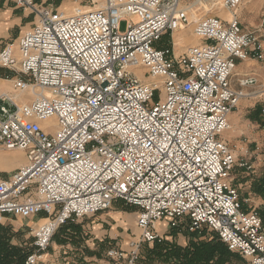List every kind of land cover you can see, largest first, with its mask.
<instances>
[{
    "label": "built area",
    "instance_id": "1",
    "mask_svg": "<svg viewBox=\"0 0 264 264\" xmlns=\"http://www.w3.org/2000/svg\"><path fill=\"white\" fill-rule=\"evenodd\" d=\"M12 1L37 18L17 42L0 43V68L11 74L10 90L0 91V150L25 160L0 179V217L41 218L29 228L24 264H39L61 227L116 202L137 210L129 264L142 245L163 240L161 222L211 232L249 264H264L262 219L242 206L232 177L252 165L219 139L242 95L232 85L237 61L264 67V18L245 30L242 0H101L70 14L43 0ZM203 6L228 17L193 21ZM191 24L198 42L176 57L174 33ZM238 83L264 92V77Z\"/></svg>",
    "mask_w": 264,
    "mask_h": 264
},
{
    "label": "rangeland",
    "instance_id": "2",
    "mask_svg": "<svg viewBox=\"0 0 264 264\" xmlns=\"http://www.w3.org/2000/svg\"><path fill=\"white\" fill-rule=\"evenodd\" d=\"M43 1L47 5H51L54 9H58L66 14L71 13L75 8L91 10L102 4L101 0ZM194 7V9H196L198 6ZM193 11H195L193 12V21L198 17L208 16L210 14L226 16L221 9L210 11V6H203V10L200 11ZM238 16L245 30L250 31L259 28L264 18V0H242L238 9ZM19 17L21 18V15ZM36 20L37 18L35 15H27L26 17H23L20 24L15 25V28L12 29L11 34L8 35V38L4 40V42H17L19 36L31 28ZM125 27L126 22H121L120 29L123 31L125 30ZM192 28L193 24L174 33V54L176 57L181 55L188 46L194 45L198 42L192 36ZM166 42L167 36L164 37L161 45L163 43L166 44ZM248 70L244 68V66H240L239 69L236 68L234 71L232 85L236 91H241L242 95L228 117L229 128L222 133L219 139L231 148L238 160L244 159L252 165V169L248 171L235 167L232 174L233 185L238 190L242 206L245 209L255 210L260 215L264 227V195L260 192L254 191L252 186L255 181L258 182L259 178L264 177V167L260 168L255 167L256 165L253 166L254 159L257 155H263L264 162V128H261L264 124V92H261V89L257 86L241 87L238 83V80L241 77L252 76L245 74L247 72H252L253 75L255 74L259 82L262 81L264 77V67L260 63L249 62ZM6 75L7 73L4 72V69L0 68V89L2 84H6L5 81H2L6 80ZM8 84L9 85H7L8 87H6V89L10 90L11 84L9 82ZM158 99L163 100V96L161 93L157 92L154 100ZM258 110H261V112H257ZM48 125L53 124L49 123L47 126ZM252 152H254V154L249 156ZM15 153L20 154L21 152L16 151ZM15 153L0 150V156H15ZM7 158L14 163H2L3 165L0 163V179L7 177L9 172L20 167L19 165L24 164L25 162V160H23L20 164L18 158ZM251 171H255L254 173L256 175L258 174V176H254V173H251ZM110 211H118L120 213L117 217L110 219V224L107 225V229L112 230L111 237L106 235L101 239H96L91 236L87 230H83V225L88 218H94L96 215L83 218L76 223L67 224L61 227L55 233L43 260L39 264H90V256L98 257V259L103 260L105 264H129L130 257L128 256V242L129 240L136 238L139 234V231L135 226V215H130L131 210L119 204L113 206ZM33 225L34 223H31L29 220L0 217V241L2 237L1 230L2 228H6L8 232L7 236L8 238L10 237L9 246L10 248H14V250H8H10L9 252L12 254H20L22 256V262L32 248V236L29 234V228ZM167 231H175L174 233H177V230L168 229ZM189 236L192 240H190L185 246H182L183 242H185L184 237H186L183 231L182 235L175 236V239L172 238L171 240H167L163 237V242L161 244L159 243L160 245H157L160 246L158 249H154V246H156L155 244L142 245L139 253L140 255L133 264H182L183 261H181L179 257L171 256L167 251H170L175 247L183 250L191 243L198 244L200 241L217 240L215 235L208 231H204L200 234L190 233ZM113 248L121 250L125 256L120 260L111 259L107 256V252ZM235 255L237 258H235L236 260H233L231 264H249L247 260L241 258L237 254ZM9 261L10 260H6L5 264H10ZM0 264H2V262Z\"/></svg>",
    "mask_w": 264,
    "mask_h": 264
},
{
    "label": "crops",
    "instance_id": "3",
    "mask_svg": "<svg viewBox=\"0 0 264 264\" xmlns=\"http://www.w3.org/2000/svg\"><path fill=\"white\" fill-rule=\"evenodd\" d=\"M21 15V18L19 17ZM28 15V13L23 12L22 9L18 8L15 3L12 0H0V43L1 44H5L4 40H6L8 38V35L11 34L12 29L15 28V25H19L20 21L23 17H26ZM227 15V14H226ZM222 17V16H221ZM222 18H227V16H223ZM249 62H256V61H237L236 64V68L239 69L240 66H244V68H246L248 70V63ZM258 63V62H256ZM249 71V70H248ZM4 72L8 74H10L9 72H7L6 70H4ZM245 74L248 75H253L252 72H247ZM255 75V74H254ZM11 76V74H10ZM4 81V80H2ZM7 85L8 82H6V84H2L0 91L3 90H7L6 87H8ZM261 128H264V124L263 126H261ZM16 151L13 152H9V153H15ZM15 156H11V155H2L0 156V163H4V164H12L14 162H11L7 157H14V158H18L20 160V164L23 162V155L20 153H15ZM254 154V152H252L250 155ZM13 158V159H14ZM3 160V162H1V160ZM18 164V163H17ZM3 165V164H2ZM256 165L255 167H264V162H263V155H257L254 159V163L253 166ZM20 166V165H19ZM17 169V168H16ZM15 169V170H16ZM256 169V168H255ZM13 170V171H15ZM12 171V172H13ZM12 172L8 173V176H10L12 174ZM255 171H251V173H254ZM7 176V177H8ZM254 176H258V174L256 175L254 173ZM253 176V177H254ZM6 178V177H5ZM252 180V179H251ZM123 205L121 202H116L113 204V206L115 205ZM124 206V205H123ZM125 207V206H124ZM113 208V207H112ZM112 208L110 210H112ZM128 208V207H125ZM130 209L131 213L130 215H135V220H136V216H137V210H135L134 208H128ZM105 211V212H101L96 214V216L94 218H88L86 220V223L83 225V230L84 231H88V233L93 236L94 238L98 239V238H102L104 236H109L111 237L112 235V230L107 229V225H109V220L113 219V217H117L118 214H120L118 211ZM129 216V215H128ZM92 217V216H90ZM31 221V223H40L41 222V218H36V219H32L29 220ZM136 223V221H135ZM136 226V225H135ZM157 230L160 234L164 235L163 237H165V239L167 240H171L172 238H176L175 236H181L182 232H177L174 233L175 231H170L168 232V228L166 226V222H161L158 227ZM184 234L186 235L185 238V242H183L182 246H185L188 244V242H190L191 237L189 236L190 233H188L187 231H183ZM116 237V236H114ZM89 262L90 264H105V262L101 259H98V257L93 256V257H89Z\"/></svg>",
    "mask_w": 264,
    "mask_h": 264
},
{
    "label": "trees",
    "instance_id": "4",
    "mask_svg": "<svg viewBox=\"0 0 264 264\" xmlns=\"http://www.w3.org/2000/svg\"><path fill=\"white\" fill-rule=\"evenodd\" d=\"M257 112L260 113L261 110H258ZM252 186L254 191L260 192L262 195H264V177L259 178L258 182L255 181ZM1 233L0 263L2 262V264H5L6 260H10V264H24L26 257H24L22 262V256L20 254H12L9 252L10 250H8H14V248H10L9 246L10 237L8 238L7 236L8 232L6 228H2ZM162 242L163 241L154 243L156 245L154 246V249H158L160 246L157 245H160ZM167 253L171 256L179 257V259L183 261L182 264H231L233 260H236L235 258H237V256L231 253L218 239L200 241L198 244L191 243L183 250L175 247L174 249L167 251Z\"/></svg>",
    "mask_w": 264,
    "mask_h": 264
},
{
    "label": "bare ground",
    "instance_id": "5",
    "mask_svg": "<svg viewBox=\"0 0 264 264\" xmlns=\"http://www.w3.org/2000/svg\"><path fill=\"white\" fill-rule=\"evenodd\" d=\"M223 13H225V12H223ZM68 14H70V13H68ZM225 14H226V13H225ZM219 16H221V15L219 14ZM226 16L228 17V14H227ZM222 17H223V16H222ZM12 152H13V151H12ZM17 152H20V151H17ZM21 153H22V152H21ZM22 155H23V153H22ZM23 159H24V156H23ZM3 160H4V159H2L1 162H3ZM22 165H23V164H21L20 166H22Z\"/></svg>",
    "mask_w": 264,
    "mask_h": 264
}]
</instances>
